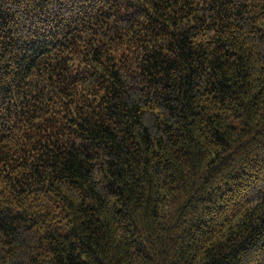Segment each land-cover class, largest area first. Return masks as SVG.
<instances>
[{"label": "trees", "instance_id": "obj_1", "mask_svg": "<svg viewBox=\"0 0 264 264\" xmlns=\"http://www.w3.org/2000/svg\"><path fill=\"white\" fill-rule=\"evenodd\" d=\"M0 264H264V0H0Z\"/></svg>", "mask_w": 264, "mask_h": 264}]
</instances>
